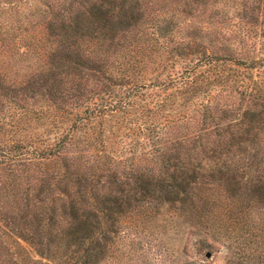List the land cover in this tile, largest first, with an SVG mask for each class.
<instances>
[{
	"label": "trees",
	"instance_id": "1",
	"mask_svg": "<svg viewBox=\"0 0 264 264\" xmlns=\"http://www.w3.org/2000/svg\"><path fill=\"white\" fill-rule=\"evenodd\" d=\"M33 1L0 0V264L182 263L173 212L264 264V0Z\"/></svg>",
	"mask_w": 264,
	"mask_h": 264
},
{
	"label": "rangeland",
	"instance_id": "2",
	"mask_svg": "<svg viewBox=\"0 0 264 264\" xmlns=\"http://www.w3.org/2000/svg\"><path fill=\"white\" fill-rule=\"evenodd\" d=\"M37 5V1H33L32 3H30L29 5H27V9H33L35 6ZM18 70H21V68H17ZM164 218V219H162ZM179 221V223H174ZM158 224H163L167 225V230L172 232L173 225H178L176 228L174 227V229L176 231H178L179 228V234L177 236L176 240H171V245L169 246V249L175 250L176 253H178L180 255V257H182V259H186L188 261H192L194 264H200V262H203V264H227L228 259L232 256V252L231 249L228 246V242L225 238H213L211 235H209V240L208 242L210 243V245H198L199 249H201L200 251H198L197 253H200L201 255H198L197 257V253L195 254L194 250H193V241L192 239H195V236L197 237H201L204 236L205 234L207 235L206 231L207 228L200 226H191L190 223H188L187 221H183V219H181V217H179L176 213H169V214H164L162 215L161 219L158 220ZM160 228H158V230H160ZM212 235L214 236V233H212ZM208 236V235H207ZM166 241H169L166 238ZM171 246V247H170ZM166 252H168L169 250L167 248ZM157 249L154 248L153 253H160V252H156ZM147 253V251H145ZM210 252L211 253V257H207V253ZM163 254V252H161ZM165 257V256H164ZM171 257V256H170ZM168 259H166L165 264L166 263H170L169 261V257L167 256ZM203 260H202V259ZM151 259L147 258L146 256H143L140 258L139 261H133V262H125V263H121V264H153L152 261H150ZM182 260L183 264H187ZM182 263H178V264H182Z\"/></svg>",
	"mask_w": 264,
	"mask_h": 264
},
{
	"label": "water",
	"instance_id": "3",
	"mask_svg": "<svg viewBox=\"0 0 264 264\" xmlns=\"http://www.w3.org/2000/svg\"><path fill=\"white\" fill-rule=\"evenodd\" d=\"M207 257H211V253L210 252L207 253Z\"/></svg>",
	"mask_w": 264,
	"mask_h": 264
}]
</instances>
